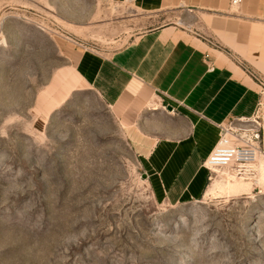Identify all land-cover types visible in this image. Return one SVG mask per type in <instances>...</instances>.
<instances>
[{"label":"rangeland","instance_id":"1","mask_svg":"<svg viewBox=\"0 0 264 264\" xmlns=\"http://www.w3.org/2000/svg\"><path fill=\"white\" fill-rule=\"evenodd\" d=\"M195 15L129 1L0 0V264H264V78L249 113L225 125L260 134L251 174L216 168L203 197L179 204L156 197L98 93L39 108L67 64L60 41L108 54Z\"/></svg>","mask_w":264,"mask_h":264},{"label":"crops","instance_id":"2","mask_svg":"<svg viewBox=\"0 0 264 264\" xmlns=\"http://www.w3.org/2000/svg\"><path fill=\"white\" fill-rule=\"evenodd\" d=\"M112 1L151 13L191 11L197 20L151 28L108 54L60 41L67 64L39 108L55 109L72 91H95L141 158L156 197L197 200L222 126L245 117L261 92L264 0H241L235 13L232 0ZM237 57L252 65V75Z\"/></svg>","mask_w":264,"mask_h":264},{"label":"built area","instance_id":"3","mask_svg":"<svg viewBox=\"0 0 264 264\" xmlns=\"http://www.w3.org/2000/svg\"><path fill=\"white\" fill-rule=\"evenodd\" d=\"M241 0H232L233 6H239ZM252 75L251 70H247ZM235 135L225 126L221 128L220 139L204 160V166L209 172L214 168L230 169L237 176L246 177L251 174V166L257 160L258 147L255 145L254 137H259L254 129L240 128ZM233 135L234 142L230 138Z\"/></svg>","mask_w":264,"mask_h":264},{"label":"water","instance_id":"4","mask_svg":"<svg viewBox=\"0 0 264 264\" xmlns=\"http://www.w3.org/2000/svg\"><path fill=\"white\" fill-rule=\"evenodd\" d=\"M143 177H144V178H147V174L145 173V174L143 175Z\"/></svg>","mask_w":264,"mask_h":264},{"label":"bare ground","instance_id":"5","mask_svg":"<svg viewBox=\"0 0 264 264\" xmlns=\"http://www.w3.org/2000/svg\"><path fill=\"white\" fill-rule=\"evenodd\" d=\"M233 9H234V10H236V9H237V7H235V6H234V7H233ZM214 169H216V168H214Z\"/></svg>","mask_w":264,"mask_h":264}]
</instances>
